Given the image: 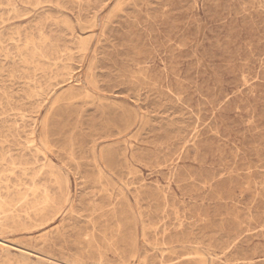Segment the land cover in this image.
I'll return each instance as SVG.
<instances>
[{
	"label": "rangeland",
	"instance_id": "374dc122",
	"mask_svg": "<svg viewBox=\"0 0 264 264\" xmlns=\"http://www.w3.org/2000/svg\"><path fill=\"white\" fill-rule=\"evenodd\" d=\"M0 264H264V0H0Z\"/></svg>",
	"mask_w": 264,
	"mask_h": 264
},
{
	"label": "bare ground",
	"instance_id": "6f19581e",
	"mask_svg": "<svg viewBox=\"0 0 264 264\" xmlns=\"http://www.w3.org/2000/svg\"><path fill=\"white\" fill-rule=\"evenodd\" d=\"M46 197V196H45ZM43 198V197H42ZM47 198V197H46ZM46 202V201H45ZM47 204V203H46ZM5 205V204H4Z\"/></svg>",
	"mask_w": 264,
	"mask_h": 264
}]
</instances>
